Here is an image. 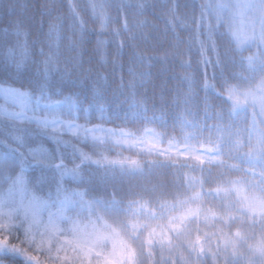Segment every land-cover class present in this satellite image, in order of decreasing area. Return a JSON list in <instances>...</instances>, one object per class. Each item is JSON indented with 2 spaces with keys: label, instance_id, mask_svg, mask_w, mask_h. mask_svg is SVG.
Instances as JSON below:
<instances>
[{
  "label": "snow or ice",
  "instance_id": "snow-or-ice-1",
  "mask_svg": "<svg viewBox=\"0 0 264 264\" xmlns=\"http://www.w3.org/2000/svg\"><path fill=\"white\" fill-rule=\"evenodd\" d=\"M29 7L0 0V264H264V0Z\"/></svg>",
  "mask_w": 264,
  "mask_h": 264
},
{
  "label": "trees",
  "instance_id": "trees-1",
  "mask_svg": "<svg viewBox=\"0 0 264 264\" xmlns=\"http://www.w3.org/2000/svg\"><path fill=\"white\" fill-rule=\"evenodd\" d=\"M16 2L19 4H28L30 6L28 9V15L35 16L37 20L41 18L39 15V12H40L39 5L42 4L44 0H16ZM156 23H159V21H156ZM33 34L35 38V30H33ZM147 43H148V46H151L152 44H158L164 47L167 46V42L163 40L162 36L160 37L159 40L154 38V39L149 40ZM90 47L91 45H89V48ZM85 59L87 60L88 56H85ZM127 60H128V57L126 56L124 60V63L126 65L124 69L125 77H127ZM151 71H152L151 83H149L146 86L147 95L149 97H155V102L159 103L160 96L162 93L166 97H169L173 94L171 92V89H173L176 85V82L173 80L174 70L172 68L163 66L157 62L154 64ZM212 71L213 70L211 68L208 69L209 75H211ZM109 127H111V125H109ZM125 154L127 155L128 153H125Z\"/></svg>",
  "mask_w": 264,
  "mask_h": 264
}]
</instances>
